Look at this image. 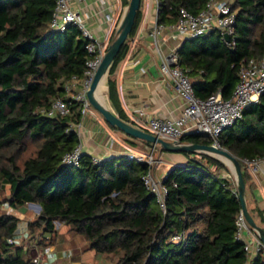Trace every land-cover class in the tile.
<instances>
[{
    "label": "trees",
    "instance_id": "trees-1",
    "mask_svg": "<svg viewBox=\"0 0 264 264\" xmlns=\"http://www.w3.org/2000/svg\"><path fill=\"white\" fill-rule=\"evenodd\" d=\"M121 1L127 5L129 0ZM142 1L104 83L106 102L110 105V99L125 121L109 76L139 24ZM158 1L157 22L170 24L180 7L196 13L208 0ZM229 1L235 13L233 46L218 29H210L185 37L175 50L200 97L217 90L229 97L240 64L264 52V0ZM55 2L0 0V264H32L29 250L41 246L46 235L57 236L55 221L85 240L84 251L90 252L95 264H264L263 250L248 261L244 242L236 238L235 217L241 203L234 179L219 173L229 168L217 158L180 150L186 161L170 167L162 179L167 188L165 210L142 179L146 163L125 154L94 163L86 152L78 165L63 161L79 142L72 124L81 117L80 102L64 86L72 76L83 78L90 54L85 47L88 38L76 24L69 23L64 30L50 28ZM55 97L67 101V113L48 112ZM106 124L120 131L132 149L152 147ZM181 140L211 143L202 132L183 133ZM218 142L239 159L245 181L244 159L264 157V92L222 130ZM5 183L7 196L2 195ZM4 201L13 207L40 205L35 218L26 222L28 236L19 243L9 238L17 234L21 220L1 210ZM37 233L40 238L32 245ZM174 233L181 238L173 240Z\"/></svg>",
    "mask_w": 264,
    "mask_h": 264
},
{
    "label": "built area",
    "instance_id": "built-area-1",
    "mask_svg": "<svg viewBox=\"0 0 264 264\" xmlns=\"http://www.w3.org/2000/svg\"><path fill=\"white\" fill-rule=\"evenodd\" d=\"M229 3V0H208L205 6L196 13L180 7L176 21L170 24L158 23L156 15L150 36L156 44L157 35L162 29H168L173 35L184 38L198 36L210 29H218L223 37L224 34L228 35L227 39L224 37L226 44L233 46L234 41L231 37L234 33L235 13ZM158 4L159 1L156 0V11ZM69 23L76 24L82 36L88 38L85 47L90 56L85 62L86 68L83 72V78L78 81L76 76H72L71 80L66 82L64 86L66 92L80 102L79 111L81 116H84L91 112V104L87 98L86 91L107 44L105 40L98 39L91 33L82 12L78 8L72 7L68 0H56L50 19V28L64 30ZM159 70L163 76L168 77L172 81L177 93L183 99V107L180 114L175 117L165 118L149 115L144 109H139L134 118L144 130L170 141L181 139L182 134L186 132H202L210 137L213 145L221 147L218 142V136L222 130L240 119L244 107L251 102H256L259 95L264 92V52L260 58L250 57L240 64L237 72V82L232 94L227 98L223 97L219 90L206 97L196 95L192 78L187 73V70L178 64L175 50L162 57ZM76 84H78V87L74 90ZM68 111L67 101L63 97H55L48 110L49 113L59 112L62 114ZM80 126V121L72 124L78 135ZM154 146L153 144L146 151H136L128 148L124 154L129 158L148 165V169L143 174L142 179L147 189L155 194L159 206L165 210L167 188L163 184L162 179L167 175V172L161 178L155 175V170L162 159L156 155ZM82 152V145L79 141L63 155V161L78 165ZM102 159L104 158L92 156L94 163H99ZM260 161L261 158L244 159L252 174H256L260 170ZM222 175L231 177L232 173L231 171L224 172ZM1 207L5 208L6 212L17 215L16 207L9 205L8 202H2ZM55 222L59 223V221ZM235 225L236 238L244 242L243 247L247 253L248 261L260 251H264L263 242L249 226L241 208L235 217ZM245 230L253 235V252L251 244L243 240V231ZM27 236L28 231L25 229L14 237L9 238V241L18 243ZM171 238L179 240L181 234L174 233ZM57 257L58 252L52 246L46 244L39 252L31 256V261L32 264H54V260Z\"/></svg>",
    "mask_w": 264,
    "mask_h": 264
},
{
    "label": "crops",
    "instance_id": "crops-1",
    "mask_svg": "<svg viewBox=\"0 0 264 264\" xmlns=\"http://www.w3.org/2000/svg\"><path fill=\"white\" fill-rule=\"evenodd\" d=\"M68 1L72 7L82 12L86 25L95 37L105 40L107 45L114 39L111 40L112 35L117 34V28L127 6L123 5L121 0ZM141 9L139 24L128 38V47L125 53L122 56L120 54L116 59L109 76V81H113L117 89L119 105L126 115V121L139 128L141 126L134 118L139 109H144L149 115L171 118L178 116L183 107L182 97L177 93L172 81L160 73L159 66L162 57L176 50L184 37L173 35L168 29H162L157 35L155 44L150 32L157 13L156 0H143ZM99 96L104 98L100 93ZM110 105L116 111L111 101ZM80 123L78 136L83 152L92 156L109 158L124 154L128 148H131L123 140V134L120 131L109 127L101 117L95 116L92 112L81 116ZM139 143L141 144V141ZM155 149L156 155L163 159L155 170V175L160 178L173 165L186 161V156L180 150H161L157 144ZM224 164L229 168L226 163ZM245 170L247 172V178L244 181L247 209L256 223L264 229V157L261 158L260 170L256 174L250 172L247 163H245ZM224 172L227 171L220 170L219 173L222 175ZM16 210V216L21 220L17 230V233H20L26 229L27 220L35 218L40 208L32 210L28 202L16 207ZM243 240L251 244L253 252L252 233L243 231ZM57 252L58 258L68 260L67 264H95L90 263L83 253L77 259H71L72 253L67 249L60 248Z\"/></svg>",
    "mask_w": 264,
    "mask_h": 264
},
{
    "label": "water",
    "instance_id": "water-1",
    "mask_svg": "<svg viewBox=\"0 0 264 264\" xmlns=\"http://www.w3.org/2000/svg\"><path fill=\"white\" fill-rule=\"evenodd\" d=\"M139 4H140V0L128 1L125 13L117 28V34L114 37V39L107 45L105 52L93 74L89 88L86 91V95L90 104L95 109H97V111L103 116L104 120L110 125H114L118 127L125 134L137 137L144 141L150 142L154 145L157 144L160 146V148H163L165 150L200 151L212 155L218 159L220 158L216 154H221L226 158H228L229 163L223 161L222 159L220 160H222L223 163H226L229 166V169L235 180L236 191L241 203V209L243 211V214L249 226L257 233L258 237L264 244V229L256 223V221L253 219L252 215L247 209L245 182L242 175L239 159L235 155H233L228 149L224 147L215 146L212 143H196L189 141L185 142L182 141L181 139L170 141L161 138L147 130L134 126L131 123L123 120L122 118L119 117V115L117 114V112L113 107L112 108L109 107L108 105L104 104L103 102L96 99V97H94V90L100 78L105 72L108 71L111 62L113 61L116 54L119 52L122 43L127 38V35L132 28L136 10L138 9ZM224 37L227 39L228 35L224 34ZM30 203L35 204L38 208H40V205L38 203H34V202H30Z\"/></svg>",
    "mask_w": 264,
    "mask_h": 264
},
{
    "label": "rangeland",
    "instance_id": "rangeland-1",
    "mask_svg": "<svg viewBox=\"0 0 264 264\" xmlns=\"http://www.w3.org/2000/svg\"><path fill=\"white\" fill-rule=\"evenodd\" d=\"M104 83H105V79H104ZM103 88H104V84L100 88L101 95H103L102 94ZM90 110L95 116H99L102 118V115L92 105L90 106ZM134 149L136 151H146L147 150V148H144V146L142 145H139V147H136ZM166 153L168 154V151H166ZM8 194H9V185L5 183L2 189V195L7 196ZM29 205H30V209L32 210H35L36 208L39 209L35 204L29 203ZM1 210L4 211L5 208L1 207ZM55 229L57 230V236H52V235L47 236L41 246L40 245L32 246L31 249L29 250V253L31 256L39 252L40 249L44 245L49 244L50 246L53 247L55 251H58V249L60 248L67 249L68 251H70L72 253L71 259H77L78 256L83 253L86 255V258H88L87 260H89L90 263H95L94 258L92 257V255L89 254L90 252L84 251L86 248V242L79 234L73 233L68 225L60 224V222L59 223L55 222ZM39 238H40V235H38V233L35 234V237L32 240V245ZM67 263H68V260L63 259V258L57 257L54 260V264H67Z\"/></svg>",
    "mask_w": 264,
    "mask_h": 264
},
{
    "label": "bare ground",
    "instance_id": "bare-ground-1",
    "mask_svg": "<svg viewBox=\"0 0 264 264\" xmlns=\"http://www.w3.org/2000/svg\"><path fill=\"white\" fill-rule=\"evenodd\" d=\"M111 66V65H110ZM109 70H110V67L108 68V71L105 72L102 77L100 78L95 90H94V97H96V99H98L99 101L103 102L104 104L108 105L109 107H111L107 102H106V98H105V93H104V88H103V96L104 98L100 97L99 96V93H100V88L103 86L104 84V79L106 78V75L109 74ZM112 108V107H111ZM219 158H221L223 161L229 163V160L228 158H226L225 156L221 155V154H216Z\"/></svg>",
    "mask_w": 264,
    "mask_h": 264
}]
</instances>
